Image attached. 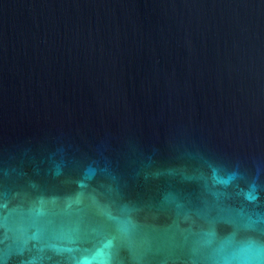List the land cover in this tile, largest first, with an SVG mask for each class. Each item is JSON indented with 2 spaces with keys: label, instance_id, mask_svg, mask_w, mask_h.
Returning <instances> with one entry per match:
<instances>
[{
  "label": "water",
  "instance_id": "95a60500",
  "mask_svg": "<svg viewBox=\"0 0 264 264\" xmlns=\"http://www.w3.org/2000/svg\"><path fill=\"white\" fill-rule=\"evenodd\" d=\"M0 264H264V0H0Z\"/></svg>",
  "mask_w": 264,
  "mask_h": 264
}]
</instances>
